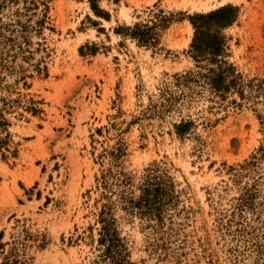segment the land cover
<instances>
[{"label":"rangeland","instance_id":"rangeland-1","mask_svg":"<svg viewBox=\"0 0 264 264\" xmlns=\"http://www.w3.org/2000/svg\"><path fill=\"white\" fill-rule=\"evenodd\" d=\"M203 1L0 0V264H264V0Z\"/></svg>","mask_w":264,"mask_h":264},{"label":"bare ground","instance_id":"bare-ground-1","mask_svg":"<svg viewBox=\"0 0 264 264\" xmlns=\"http://www.w3.org/2000/svg\"><path fill=\"white\" fill-rule=\"evenodd\" d=\"M206 1H207V0H206ZM206 1H205V2L203 1V2H201V3H197V2H198V1H197V2H196L197 4H194V7H195V8H198V10H199V9H203V10L206 9V10H208V9H210L211 6L207 3V2H209V1H207V2H206ZM211 1H212V0H211ZM232 1H237V0H222V2H221V1H220V2H221L222 4H225L226 2H232ZM194 2H195V1H194ZM218 3H219V2H218ZM192 5H193V4H192ZM217 5H218V4H217ZM215 6H216V5H215ZM206 10H205V11H206ZM208 11H209V10H208Z\"/></svg>","mask_w":264,"mask_h":264},{"label":"trees","instance_id":"trees-1","mask_svg":"<svg viewBox=\"0 0 264 264\" xmlns=\"http://www.w3.org/2000/svg\"><path fill=\"white\" fill-rule=\"evenodd\" d=\"M225 12H227V9H222V10L214 12L208 16H202V17L213 18L215 16H220L221 14H224Z\"/></svg>","mask_w":264,"mask_h":264}]
</instances>
